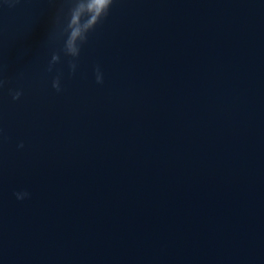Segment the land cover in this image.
I'll return each mask as SVG.
<instances>
[{
	"label": "water",
	"instance_id": "water-1",
	"mask_svg": "<svg viewBox=\"0 0 264 264\" xmlns=\"http://www.w3.org/2000/svg\"><path fill=\"white\" fill-rule=\"evenodd\" d=\"M67 7L0 0V264H264V0Z\"/></svg>",
	"mask_w": 264,
	"mask_h": 264
},
{
	"label": "clouds",
	"instance_id": "clouds-1",
	"mask_svg": "<svg viewBox=\"0 0 264 264\" xmlns=\"http://www.w3.org/2000/svg\"><path fill=\"white\" fill-rule=\"evenodd\" d=\"M67 4V11L62 8L56 17L57 38L62 39L61 51L70 58L69 67L75 72L77 65L74 61L78 59L82 46L87 43L89 34L107 17L113 0H67ZM59 60L60 55L53 53L49 71L51 65L58 63ZM96 82L103 83L99 68L96 69ZM3 83L0 81V87ZM53 88L60 91L59 77L53 81ZM12 95L13 99H19L21 93L15 92ZM17 198L22 199L23 196L17 194Z\"/></svg>",
	"mask_w": 264,
	"mask_h": 264
}]
</instances>
